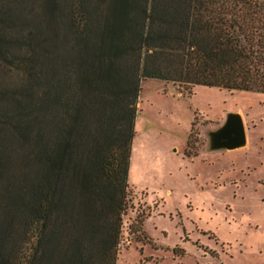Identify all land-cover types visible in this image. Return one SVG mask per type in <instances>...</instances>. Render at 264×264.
<instances>
[{"label":"trees","instance_id":"1","mask_svg":"<svg viewBox=\"0 0 264 264\" xmlns=\"http://www.w3.org/2000/svg\"><path fill=\"white\" fill-rule=\"evenodd\" d=\"M145 78L264 93V0H0V264H115Z\"/></svg>","mask_w":264,"mask_h":264},{"label":"rangeland","instance_id":"2","mask_svg":"<svg viewBox=\"0 0 264 264\" xmlns=\"http://www.w3.org/2000/svg\"><path fill=\"white\" fill-rule=\"evenodd\" d=\"M140 86L115 264H264V93ZM231 112L245 145L210 148Z\"/></svg>","mask_w":264,"mask_h":264},{"label":"water","instance_id":"3","mask_svg":"<svg viewBox=\"0 0 264 264\" xmlns=\"http://www.w3.org/2000/svg\"><path fill=\"white\" fill-rule=\"evenodd\" d=\"M209 137L212 149H233L245 145L246 130L242 116L237 112L228 113L218 128L209 131Z\"/></svg>","mask_w":264,"mask_h":264}]
</instances>
